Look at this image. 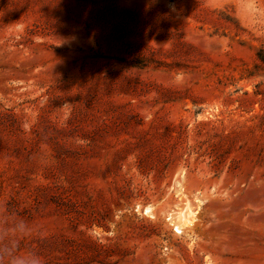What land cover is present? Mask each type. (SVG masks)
I'll list each match as a JSON object with an SVG mask.
<instances>
[{
	"label": "rangeland",
	"instance_id": "374dc122",
	"mask_svg": "<svg viewBox=\"0 0 264 264\" xmlns=\"http://www.w3.org/2000/svg\"><path fill=\"white\" fill-rule=\"evenodd\" d=\"M16 220L42 264H264V0H0Z\"/></svg>",
	"mask_w": 264,
	"mask_h": 264
},
{
	"label": "clouds",
	"instance_id": "9594fccd",
	"mask_svg": "<svg viewBox=\"0 0 264 264\" xmlns=\"http://www.w3.org/2000/svg\"><path fill=\"white\" fill-rule=\"evenodd\" d=\"M29 228L23 220L13 222L9 231L0 234V257L7 259L8 264H42V259L39 255L33 252L19 253V240L17 237H22L29 233Z\"/></svg>",
	"mask_w": 264,
	"mask_h": 264
},
{
	"label": "bare ground",
	"instance_id": "6f19581e",
	"mask_svg": "<svg viewBox=\"0 0 264 264\" xmlns=\"http://www.w3.org/2000/svg\"><path fill=\"white\" fill-rule=\"evenodd\" d=\"M189 211H188V214L186 217V215L183 213V210L182 212H179V216H178V220H177V225L175 226V232L177 233H182L183 231V227H186V226H191L192 225V221L195 219V214L196 212H193L190 208H188ZM193 219V220H191Z\"/></svg>",
	"mask_w": 264,
	"mask_h": 264
}]
</instances>
